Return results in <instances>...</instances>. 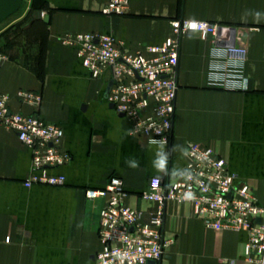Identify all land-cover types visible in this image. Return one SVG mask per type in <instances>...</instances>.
I'll return each mask as SVG.
<instances>
[{
  "label": "crops",
  "instance_id": "crops-1",
  "mask_svg": "<svg viewBox=\"0 0 264 264\" xmlns=\"http://www.w3.org/2000/svg\"><path fill=\"white\" fill-rule=\"evenodd\" d=\"M107 0H0V92L15 111L38 113L64 129L72 161L51 171L62 186L24 182L32 154L15 132L0 125V264H95L100 248L99 214L112 176L124 180L127 203L156 210L141 198L151 180L169 184L186 167L190 144L211 147L230 172L247 182L264 205V0H131L122 16L105 15ZM209 21L235 29L236 44L248 50L246 89L209 84L212 45L191 32L181 41L178 93L168 146L130 133V124L106 100L109 75L93 78L60 36L105 33L139 49L168 37L175 19ZM30 90L41 103L21 102ZM172 240L159 264H255L245 258L246 232L204 227L192 205L169 202L163 228Z\"/></svg>",
  "mask_w": 264,
  "mask_h": 264
},
{
  "label": "built area",
  "instance_id": "built-area-1",
  "mask_svg": "<svg viewBox=\"0 0 264 264\" xmlns=\"http://www.w3.org/2000/svg\"><path fill=\"white\" fill-rule=\"evenodd\" d=\"M131 0H107L102 13L122 16ZM171 34L154 44L132 49L112 34L66 33L63 45L75 49L76 55L93 78L106 72L113 85L106 98L117 114L126 119L130 133L151 144L168 146L172 136L177 73L181 41L191 32L210 41L214 60L209 84L229 91L246 89L245 66L248 50L236 44L235 29L228 25L189 19L170 22ZM4 56L0 55V63ZM18 99L33 106L41 103L40 94L21 90ZM10 96L0 92V125L16 133L32 154V169L24 185L62 186L66 177L51 171L72 161L64 149V129L46 122L38 113L15 111ZM186 167L169 184L160 178L151 180L142 190V199L156 203L148 218L127 203L129 193L124 180L109 178L104 189H87L89 200L104 199L99 214L100 248L95 264H159L172 240L164 238L166 205L169 202L192 205L194 215L204 227L215 231L246 232L245 258L264 264V205L254 189L230 172L225 158L211 147L190 144L186 150Z\"/></svg>",
  "mask_w": 264,
  "mask_h": 264
},
{
  "label": "water",
  "instance_id": "water-1",
  "mask_svg": "<svg viewBox=\"0 0 264 264\" xmlns=\"http://www.w3.org/2000/svg\"><path fill=\"white\" fill-rule=\"evenodd\" d=\"M112 85H113V81H110V82L108 83V87H107V90H106V98H107V96H108V94H109V92H110V89H111ZM111 108H114V106L111 105ZM121 116H122V115H121ZM184 173H186V171H185Z\"/></svg>",
  "mask_w": 264,
  "mask_h": 264
}]
</instances>
